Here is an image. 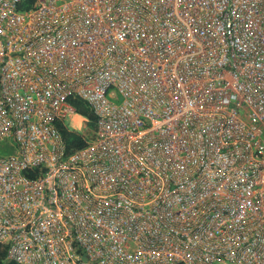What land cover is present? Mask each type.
<instances>
[{"label":"built area","instance_id":"1","mask_svg":"<svg viewBox=\"0 0 264 264\" xmlns=\"http://www.w3.org/2000/svg\"><path fill=\"white\" fill-rule=\"evenodd\" d=\"M5 145L7 261L264 264V0H0Z\"/></svg>","mask_w":264,"mask_h":264},{"label":"trees","instance_id":"2","mask_svg":"<svg viewBox=\"0 0 264 264\" xmlns=\"http://www.w3.org/2000/svg\"><path fill=\"white\" fill-rule=\"evenodd\" d=\"M71 102L75 105L77 113L87 118L83 130H69L63 124L59 129L68 150H74L86 145L87 140L93 137V129L95 127V115L90 111L87 104L81 99L74 98ZM7 244L0 246V264H6Z\"/></svg>","mask_w":264,"mask_h":264},{"label":"rangeland","instance_id":"3","mask_svg":"<svg viewBox=\"0 0 264 264\" xmlns=\"http://www.w3.org/2000/svg\"><path fill=\"white\" fill-rule=\"evenodd\" d=\"M70 122H71L72 125L76 124V121L74 119L70 120ZM9 152H10V150H9V148L6 145L4 147H0V155H6ZM6 264H15V263L13 261H6Z\"/></svg>","mask_w":264,"mask_h":264},{"label":"bare ground","instance_id":"4","mask_svg":"<svg viewBox=\"0 0 264 264\" xmlns=\"http://www.w3.org/2000/svg\"><path fill=\"white\" fill-rule=\"evenodd\" d=\"M77 118V117H76Z\"/></svg>","mask_w":264,"mask_h":264}]
</instances>
